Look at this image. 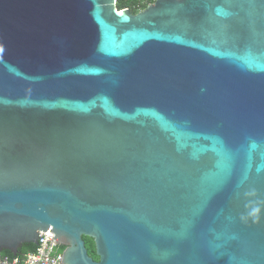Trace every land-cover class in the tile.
I'll return each mask as SVG.
<instances>
[{
	"label": "water",
	"instance_id": "95a60500",
	"mask_svg": "<svg viewBox=\"0 0 264 264\" xmlns=\"http://www.w3.org/2000/svg\"><path fill=\"white\" fill-rule=\"evenodd\" d=\"M116 1L0 0V255L264 264V0Z\"/></svg>",
	"mask_w": 264,
	"mask_h": 264
},
{
	"label": "built area",
	"instance_id": "2783aa9c",
	"mask_svg": "<svg viewBox=\"0 0 264 264\" xmlns=\"http://www.w3.org/2000/svg\"><path fill=\"white\" fill-rule=\"evenodd\" d=\"M47 235L46 232H39L35 250L22 257L8 258L0 255V264H59L62 252L56 241Z\"/></svg>",
	"mask_w": 264,
	"mask_h": 264
},
{
	"label": "trees",
	"instance_id": "16d2710c",
	"mask_svg": "<svg viewBox=\"0 0 264 264\" xmlns=\"http://www.w3.org/2000/svg\"><path fill=\"white\" fill-rule=\"evenodd\" d=\"M154 0H117L116 7L118 9L127 8L131 13H137L140 10L146 8L148 4L153 3ZM85 241V249L87 254L93 259L98 260V257L95 254L94 243L93 240L87 237H83ZM59 251H63L64 247H60ZM35 250V246L32 244H22L18 249L17 257H22L23 255L33 252ZM2 255L7 256L8 258H13L14 256L10 254L8 251L1 252Z\"/></svg>",
	"mask_w": 264,
	"mask_h": 264
},
{
	"label": "flooded vegetation",
	"instance_id": "af4514ba",
	"mask_svg": "<svg viewBox=\"0 0 264 264\" xmlns=\"http://www.w3.org/2000/svg\"><path fill=\"white\" fill-rule=\"evenodd\" d=\"M143 10H144V9H143ZM140 11H142V10H140ZM140 11H138V12H140ZM138 12H137V13H138ZM130 13H131V12H130ZM137 13H134V14L131 13V14L135 15V14H137ZM82 239H83V237H82ZM83 241H84V239H83ZM84 246H85V241H84ZM60 247H61V246H60Z\"/></svg>",
	"mask_w": 264,
	"mask_h": 264
}]
</instances>
